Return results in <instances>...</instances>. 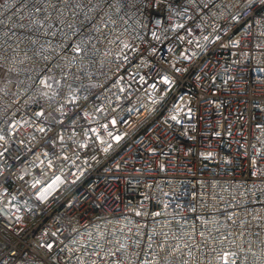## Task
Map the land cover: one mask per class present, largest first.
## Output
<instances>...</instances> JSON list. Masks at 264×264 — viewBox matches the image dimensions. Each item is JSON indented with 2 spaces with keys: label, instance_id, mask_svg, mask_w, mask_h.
<instances>
[{
  "label": "built area",
  "instance_id": "obj_1",
  "mask_svg": "<svg viewBox=\"0 0 264 264\" xmlns=\"http://www.w3.org/2000/svg\"><path fill=\"white\" fill-rule=\"evenodd\" d=\"M0 67V264H264V0H0Z\"/></svg>",
  "mask_w": 264,
  "mask_h": 264
},
{
  "label": "rangeland",
  "instance_id": "obj_2",
  "mask_svg": "<svg viewBox=\"0 0 264 264\" xmlns=\"http://www.w3.org/2000/svg\"><path fill=\"white\" fill-rule=\"evenodd\" d=\"M7 79H11V74L8 70H6L5 68L0 67V81H5ZM45 83L47 84V86H51L52 84V79L48 78L46 79Z\"/></svg>",
  "mask_w": 264,
  "mask_h": 264
}]
</instances>
